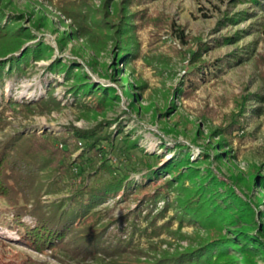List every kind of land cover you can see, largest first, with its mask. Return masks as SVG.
<instances>
[{
    "label": "rangeland",
    "instance_id": "rangeland-1",
    "mask_svg": "<svg viewBox=\"0 0 264 264\" xmlns=\"http://www.w3.org/2000/svg\"><path fill=\"white\" fill-rule=\"evenodd\" d=\"M0 27V64L41 56L0 77V264H146L232 238L179 221L210 184L264 249V0H0ZM121 176L62 243L29 234ZM98 236L125 250L90 251Z\"/></svg>",
    "mask_w": 264,
    "mask_h": 264
},
{
    "label": "trees",
    "instance_id": "trees-1",
    "mask_svg": "<svg viewBox=\"0 0 264 264\" xmlns=\"http://www.w3.org/2000/svg\"><path fill=\"white\" fill-rule=\"evenodd\" d=\"M0 29L2 28L0 27ZM14 49L16 50L17 47ZM32 53V55L29 54L27 56H24L25 54L23 53L24 55L13 57L9 61L1 63L0 77L2 75V69L6 64H8V67H11L10 69L12 70L26 62V58L24 57H30L34 60L40 59L41 56L37 54L36 51ZM261 100H264V96L261 97ZM101 140H104L107 146H110L112 143L110 138H101ZM96 148L100 149L98 147ZM99 151L103 152L101 150ZM107 167L113 168L109 164ZM110 168L109 172H112ZM123 180H125V176L113 177L109 182L103 185L90 188L84 193L73 196L72 202L67 210L36 219L38 224L29 234L35 241L47 245H55L58 241L62 243L65 237L67 238L70 236L69 231L73 228L74 224L79 221L82 216L87 214L90 209L103 203L104 200L110 195L116 194L121 188L131 189L130 186L123 185ZM214 185H216V183H214ZM210 186L201 187V190L199 191L198 189L196 195L194 193L195 199L189 200L188 202L185 200L177 206L179 221H188V223L193 226L197 225L198 227H206L207 225L213 224L225 225L232 228L236 227L234 229L235 235L225 240L206 243L197 250H191L171 258H162L154 263L146 264H238L240 261L236 259V255L241 257L242 264H249L246 260L248 255L252 257L253 255L264 254V249L261 248L259 240L256 236H251L249 233L251 231L248 230L251 224H248L247 219L249 218L251 210L234 198L228 199L226 196H216V192H212ZM180 195H183V193ZM184 195H187V193H184ZM197 199L198 202L196 201ZM237 223L240 224L235 225ZM258 231L264 233V228L257 229V232ZM100 240L101 238L98 236L88 241L86 245L91 248L89 249L90 251H96L95 253L102 254L115 253V251L120 253L125 250L124 246H119L122 245V243H120L118 246L114 248L110 247L109 250L104 251L103 247L105 244L102 242V244L99 245L98 242ZM60 247H62V245ZM261 259L264 260V257Z\"/></svg>",
    "mask_w": 264,
    "mask_h": 264
}]
</instances>
